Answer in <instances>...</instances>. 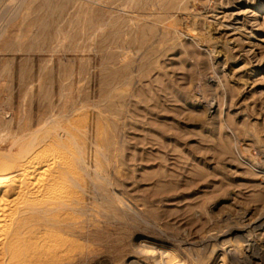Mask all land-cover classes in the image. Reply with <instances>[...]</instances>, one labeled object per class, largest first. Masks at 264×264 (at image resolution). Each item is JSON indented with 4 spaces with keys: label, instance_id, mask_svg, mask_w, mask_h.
I'll list each match as a JSON object with an SVG mask.
<instances>
[{
    "label": "rangeland",
    "instance_id": "1",
    "mask_svg": "<svg viewBox=\"0 0 264 264\" xmlns=\"http://www.w3.org/2000/svg\"><path fill=\"white\" fill-rule=\"evenodd\" d=\"M52 151L0 264H264V0H0V175Z\"/></svg>",
    "mask_w": 264,
    "mask_h": 264
},
{
    "label": "bare ground",
    "instance_id": "2",
    "mask_svg": "<svg viewBox=\"0 0 264 264\" xmlns=\"http://www.w3.org/2000/svg\"><path fill=\"white\" fill-rule=\"evenodd\" d=\"M238 15L239 12L235 19ZM223 26L229 30L237 28L231 24L229 28ZM59 155L60 151H52L28 156L21 161L16 173L0 175V254L21 256L18 247L23 241L21 234L26 219L65 205L69 195L66 174L72 167Z\"/></svg>",
    "mask_w": 264,
    "mask_h": 264
}]
</instances>
